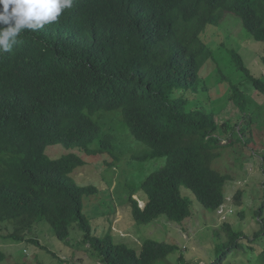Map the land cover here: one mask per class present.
Returning <instances> with one entry per match:
<instances>
[{
    "label": "trees",
    "instance_id": "1",
    "mask_svg": "<svg viewBox=\"0 0 264 264\" xmlns=\"http://www.w3.org/2000/svg\"><path fill=\"white\" fill-rule=\"evenodd\" d=\"M229 14L264 42V0H74L56 22L24 30L10 52L0 53V226L12 225L8 239L24 242L36 223L47 221L61 241L76 224L101 264H166L180 250L150 239L135 249L111 233L93 235L83 198L95 188L71 177L84 161L76 154H46L48 146L75 149L95 141L99 152L113 154V136L100 137L102 127L90 117L101 111L120 110L123 123L149 149L140 161L164 159L141 184L145 209L129 198L137 224L190 218L193 203L181 188L208 213L226 204L231 178L213 162L224 148L252 142L246 138L252 124L247 104L250 88L264 97V76L255 77L229 50L237 82L225 99L226 107L232 104L228 111L187 110L185 94L206 87L200 70L214 53L202 34ZM223 230L226 241L211 264H221L243 241L234 225L224 223ZM5 259L0 250V263ZM259 259L264 264V251Z\"/></svg>",
    "mask_w": 264,
    "mask_h": 264
},
{
    "label": "rangeland",
    "instance_id": "2",
    "mask_svg": "<svg viewBox=\"0 0 264 264\" xmlns=\"http://www.w3.org/2000/svg\"><path fill=\"white\" fill-rule=\"evenodd\" d=\"M222 21L219 28L209 26L204 33V39L215 55L200 72V78L206 81L207 86L185 94L187 110L206 107L222 111L226 107L225 99L229 95L230 85L237 82V75L232 69L229 55L219 48L221 43L240 54L255 77L264 76V42L255 41L238 17L226 15ZM218 70L220 73L217 75ZM250 89L247 113L252 124L246 138L251 136L252 142L247 145L239 142L224 148L219 152L221 156L213 162L214 169L231 178L225 187L227 202L221 212L208 213L190 191L181 188L183 196L189 197L194 207L191 217L183 226L175 225L165 217L149 225H139L133 219L129 197L136 192L133 199L144 201L140 186L150 173L164 165V159L140 161L139 157L148 154L149 149L133 138L122 116L102 111L90 116L94 122H100L103 130L100 137L114 135L113 154L93 155L87 149L67 150L61 145L47 147L46 154L55 159L77 154L85 160V165L71 177L79 186L96 188L95 194L83 198V213L91 221L95 235L104 236L111 232L113 238H117L115 241L128 243L135 249L139 245L142 247V243L149 239L177 244L181 250L171 254L167 264H180V255H184L190 264H211L217 258V246L226 241L223 225L229 223L236 230L244 232L243 241L221 264H263L259 257L264 251V233L255 239L254 235L264 229V97ZM178 94L183 95L182 92ZM231 105L223 110V115ZM235 112L232 109L231 117ZM97 149L95 141L90 145V150ZM238 191L242 192L241 199L239 202L233 201ZM98 214L102 216H96ZM117 214L121 222L116 228L129 234L125 240L111 229ZM38 225L39 231L29 237L35 240L34 237L40 236L43 239L41 245L46 246V250L41 245L8 239L12 226L9 223L0 226V244L3 245H0V250L7 256L0 264H101L98 253L83 243V234L75 228V224H71V234L66 243L56 238L47 221H41Z\"/></svg>",
    "mask_w": 264,
    "mask_h": 264
},
{
    "label": "clouds",
    "instance_id": "3",
    "mask_svg": "<svg viewBox=\"0 0 264 264\" xmlns=\"http://www.w3.org/2000/svg\"><path fill=\"white\" fill-rule=\"evenodd\" d=\"M73 3H74V0H0V5H2V10H0V53H5V52H10L13 48L14 45H16L18 43V37L19 35L24 31V30H31V31H36V30H39V29H42L45 25L47 24H51L53 22H56L58 20V18L61 16V14L63 13L64 10L66 9H70L72 6H73ZM230 15V14H229ZM234 16V15H232ZM236 17V16H235ZM240 19V18H239ZM241 20V19H240ZM213 26V25H211ZM221 26V24L219 26H214L216 28H219ZM243 26V25H242ZM209 27V26H208ZM207 27V28H208ZM206 28V29H207ZM206 31V30H205ZM204 31V33H205ZM246 31V30H245ZM247 32V31H246ZM204 33L202 34V40L204 39ZM248 33V32H247ZM254 39V38H253ZM205 41V39L203 40ZM256 41V40H255ZM206 42V41H205ZM258 42V41H257ZM209 47V43L206 42ZM210 48V47H209ZM219 48L221 49H224V51L226 52L227 55H229L230 59H231V54L229 53V49H227L223 43L220 44ZM211 49V48H210ZM212 51V49H211ZM235 51V50H234ZM213 52V51H212ZM236 52V51H235ZM214 55H215V52H213ZM237 53V52H236ZM214 55L212 58H214ZM240 55V54H239ZM241 56V55H240ZM242 57V56H241ZM243 59V58H242ZM212 60V59H211ZM210 61V60H209ZM207 61V62H209ZM206 62V63H207ZM205 63V64H206ZM204 64V65H205ZM203 65V66H204ZM246 65V64H245ZM202 69V68H201ZM201 72V70H200ZM218 71H217V75H218ZM207 86V85H206ZM105 113H108V112H105ZM113 113H116L118 114V116H122L120 111H115ZM123 118V117H122ZM99 125H100V122H98ZM126 125V124H124ZM127 127V125H126ZM128 128V127H127ZM129 129V128H128ZM130 130V129H129ZM107 132V131H106ZM131 133V131H130ZM132 135V133H131ZM113 136V139H112V142H111V145L114 149V146H113V140H114V135ZM133 136V135H132ZM133 138L135 139V137L133 136ZM136 140V139H135ZM137 141V140H136ZM97 142V145H98V149L100 150V147H99V143L98 141ZM95 144L92 143L90 145H93ZM90 145L87 146V147H83V148H75V149H87V151L90 153V154H103L101 152H99V150H95V151H92L90 150ZM54 146V145H52ZM62 146V145H61ZM49 147V146H48ZM65 148V147H64ZM67 149V148H65ZM47 150V148H46ZM67 150H70V149H67ZM107 153V152H106ZM109 154V153H107ZM68 155V154H67ZM77 155V154H76ZM62 156H65V155H62ZM61 156V157H62ZM79 156V155H78ZM59 157V158H61ZM80 157V156H79ZM58 158V159H59ZM81 158V157H80ZM140 158V157H139ZM51 159H55V158H51ZM82 159V158H81ZM83 160V159H82ZM84 161V165H85V160ZM83 165V166H84ZM81 166V167H83ZM80 167H78L77 169H75L73 171L72 174L75 173L76 170H78ZM115 169V168H114ZM117 170V169H116ZM118 171V170H117ZM71 174V175H72ZM75 181V180H74ZM76 182V181H75ZM82 187H88V186H82ZM90 187H93V186H90ZM95 188V187H93ZM141 188V186H140ZM95 191H96V188H95ZM139 192V191H138ZM96 193V192H95ZM94 193V194H95ZM136 193V192H134ZM131 194L130 197H134L133 194ZM143 193V192H142ZM144 195V194H143ZM86 197V196H85ZM129 197V198H130ZM138 202V205L140 207V209L144 210L145 207H146V202H145V196H144V201L143 200H138V199H134ZM223 207V206H222ZM218 209L217 211L218 212H221V209ZM131 211V210H130ZM96 216H102V214H98ZM164 218V217H163ZM162 218H159L157 220H160ZM167 219V218H165ZM189 219V218H188ZM187 219V220H188ZM41 222V221H40ZM40 222L36 223L34 225V228H33V234L34 232H38L39 229H40V226L38 225ZM121 222V219L119 218L118 214L116 215V218L115 220L113 221L112 223V226H111V229L114 233H116L117 235L120 236V239H127L129 234H125L124 232H122L121 230H118L116 228V225H118L119 223ZM171 222V221H170ZM91 223V221H90ZM153 223V222H152ZM174 223V222H172ZM5 224V223H4ZM175 225H184L185 223H182V224H177V223H174ZM11 225V224H10ZM76 225V224H75ZM12 226V225H11ZM92 226V224H91ZM71 227V226H70ZM77 229V226L75 227ZM53 229V228H52ZM92 230H93V235H95V229L94 227L92 226ZM54 231V230H53ZM80 231V230H79ZM82 234H83V243L84 242V233L82 231H80ZM32 233L30 235H32ZM111 233V232H109ZM70 234H71V230H70ZM112 234V233H111ZM29 235V236H30ZM26 237V241H24V243H33L34 245L36 246H40L41 245V242L43 241L42 238H40V236H37L34 237V239H32L33 237ZM97 236V235H95ZM70 237V235H69ZM98 237H102V236H98ZM57 238V237H56ZM58 239V238H57ZM117 239V238H115ZM11 240V239H10ZM59 240V239H58ZM61 241V240H59ZM68 241V239L66 240ZM66 241H61L63 243H66ZM15 242V241H14ZM17 243H21V242H17ZM164 243H167V244H172V245H177V244H173V243H168V242H164ZM86 245L90 247V245L88 243H85ZM128 244V243H127ZM143 244V243H142ZM2 245V244H0ZM130 245V244H129ZM3 246V245H2ZM180 250H181V246L177 245ZM42 249L46 250V246H42ZM140 247V245H139ZM92 249V248H91ZM180 250H178L177 252H179ZM8 254V253H7ZM183 256L184 257V260L189 263L185 256L184 255H180L179 258ZM7 257V256H6ZM6 260V259H5ZM64 260H66L64 258ZM179 263L180 264H183L182 262H180V260L178 259ZM27 264V263H26ZM167 264V263H166Z\"/></svg>",
    "mask_w": 264,
    "mask_h": 264
},
{
    "label": "crops",
    "instance_id": "4",
    "mask_svg": "<svg viewBox=\"0 0 264 264\" xmlns=\"http://www.w3.org/2000/svg\"><path fill=\"white\" fill-rule=\"evenodd\" d=\"M186 222H187V220L185 222H183V223H186Z\"/></svg>",
    "mask_w": 264,
    "mask_h": 264
}]
</instances>
